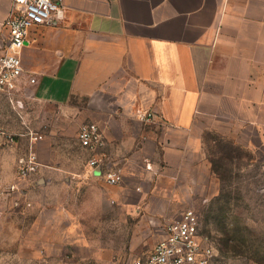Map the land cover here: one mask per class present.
I'll return each mask as SVG.
<instances>
[{
    "label": "crops",
    "instance_id": "crops-1",
    "mask_svg": "<svg viewBox=\"0 0 264 264\" xmlns=\"http://www.w3.org/2000/svg\"><path fill=\"white\" fill-rule=\"evenodd\" d=\"M13 4L0 0V53ZM62 14L31 29L17 92L66 114L57 128L28 127L43 134L33 143L26 131L0 145V243L35 251L39 234L57 229L67 242L72 229L84 245L89 221L117 209L162 218L181 194L194 195L197 166L215 175L210 133L264 162V0H63ZM89 121L103 127L109 165L121 169L115 185L105 167L78 161L88 154L78 129ZM65 128L74 147L47 138ZM32 151L38 171L22 177Z\"/></svg>",
    "mask_w": 264,
    "mask_h": 264
},
{
    "label": "rangeland",
    "instance_id": "rangeland-1",
    "mask_svg": "<svg viewBox=\"0 0 264 264\" xmlns=\"http://www.w3.org/2000/svg\"><path fill=\"white\" fill-rule=\"evenodd\" d=\"M65 110L59 105L33 101L26 94L0 91V124L19 134L17 141L28 127L39 131L47 125L49 129L59 127L55 120ZM44 115H51V122L44 124ZM67 130L64 129L66 135L62 138L59 131L49 130L47 138L74 147ZM208 136L215 175L207 176L203 166H197L199 183L194 195L188 200L187 195L181 194V203L162 218L117 209L89 221L86 228L89 241L84 245L78 243L82 238L71 233L72 229L67 242L59 240L57 229L45 236L39 234L35 238V251L29 250L25 243L22 247L26 249L20 251L15 249L19 247L17 242L0 243V264H130L135 256L150 252L163 236L164 225L190 207L199 214L201 234L215 247L216 254L209 264H264V162L245 147L219 137L214 141L212 138L217 135L213 133ZM21 141L26 146L29 143L27 136ZM87 158L88 154L81 153L78 161L85 160L87 165ZM224 226L229 230L236 228L241 234L242 244L236 252L221 249L218 240L224 235ZM5 236L14 237L8 230ZM47 237L52 241L48 245L43 242Z\"/></svg>",
    "mask_w": 264,
    "mask_h": 264
},
{
    "label": "built area",
    "instance_id": "built-area-1",
    "mask_svg": "<svg viewBox=\"0 0 264 264\" xmlns=\"http://www.w3.org/2000/svg\"><path fill=\"white\" fill-rule=\"evenodd\" d=\"M63 0H14L9 16L3 22L6 30V44L0 53V91L15 94L25 76L23 50L31 29L42 25L61 23ZM31 81H35L31 78ZM150 112L143 117L149 118ZM33 141L43 134L28 129L26 132ZM25 132L20 133V135ZM19 135L0 124V145L14 143ZM77 138L88 151L87 166L105 167L109 184L115 185L121 178V169L109 165L107 136L103 127L94 121L79 126ZM37 154L32 151L27 158L20 160V176L29 177L38 171ZM200 219L194 207L185 209L179 216L167 222L163 236L145 255L135 256L130 264H209L216 254L215 247L200 231Z\"/></svg>",
    "mask_w": 264,
    "mask_h": 264
},
{
    "label": "trees",
    "instance_id": "trees-1",
    "mask_svg": "<svg viewBox=\"0 0 264 264\" xmlns=\"http://www.w3.org/2000/svg\"><path fill=\"white\" fill-rule=\"evenodd\" d=\"M216 170V169H215ZM224 233L223 237H220L218 242L221 245V249L226 251L236 252L242 244L241 234L236 228L229 230L227 227L222 228ZM223 245V246H222Z\"/></svg>",
    "mask_w": 264,
    "mask_h": 264
}]
</instances>
